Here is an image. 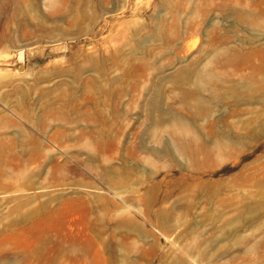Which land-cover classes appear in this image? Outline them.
<instances>
[{"label":"rangeland","instance_id":"374dc122","mask_svg":"<svg viewBox=\"0 0 264 264\" xmlns=\"http://www.w3.org/2000/svg\"><path fill=\"white\" fill-rule=\"evenodd\" d=\"M0 264H264V0H0Z\"/></svg>","mask_w":264,"mask_h":264}]
</instances>
